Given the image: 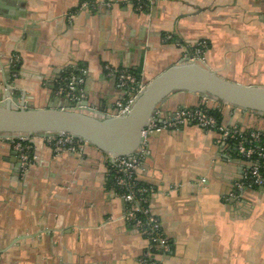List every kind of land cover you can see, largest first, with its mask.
I'll use <instances>...</instances> for the list:
<instances>
[{"label":"crops","instance_id":"obj_1","mask_svg":"<svg viewBox=\"0 0 264 264\" xmlns=\"http://www.w3.org/2000/svg\"><path fill=\"white\" fill-rule=\"evenodd\" d=\"M203 41L213 72L264 87V0H160L143 12L129 0H0V97L11 86L8 100L18 107L113 117L125 94L106 67L149 83ZM78 67L88 72L86 98L75 104L58 88ZM202 101L178 94L161 110ZM219 107L222 124L264 132L263 116ZM32 144L38 160L22 174L11 143L0 140V264H146L148 242L124 220L106 154L94 147L55 154L44 139ZM150 152L141 181L152 188L150 208L171 243L163 264H264V188L230 199L248 162L218 132L194 125L162 132Z\"/></svg>","mask_w":264,"mask_h":264},{"label":"built area","instance_id":"obj_2","mask_svg":"<svg viewBox=\"0 0 264 264\" xmlns=\"http://www.w3.org/2000/svg\"><path fill=\"white\" fill-rule=\"evenodd\" d=\"M134 9L143 12L146 7L153 6L160 0H129ZM93 4L86 2L84 9H90ZM172 36L166 37L171 41ZM208 49L207 42L203 41L189 48L190 61H204V53ZM20 58L14 55L10 60L12 77H16L14 68L18 67ZM108 75L113 78L124 94L125 98L116 103L114 116L124 117L128 115L134 105V100L145 89L146 83L134 73L125 70H117L106 67ZM87 70L76 68V71L68 74L60 81L58 93L75 104L81 103L86 98L85 84ZM219 103L202 101V106L195 108H177L170 114L158 111L147 127L142 131V143L138 155L124 157H108L109 173L112 183L122 199L127 211L125 222L137 229L148 242V248L143 255L146 264H163L172 251L171 243L165 236L158 218L153 215L150 208L151 187L143 184L141 174L150 157V140L162 132H179L184 127L194 125L205 131H216L223 141L228 142L235 152L246 162V168L242 180L236 185V193L230 195V199H239V195L247 188H264V132L246 131L236 126H226L210 115L209 108L220 109ZM35 138H21L10 141L20 164L21 173L25 174L38 160L32 144ZM55 154L62 152L83 154L89 145L85 141L75 139L69 135L45 138Z\"/></svg>","mask_w":264,"mask_h":264},{"label":"water","instance_id":"obj_3","mask_svg":"<svg viewBox=\"0 0 264 264\" xmlns=\"http://www.w3.org/2000/svg\"><path fill=\"white\" fill-rule=\"evenodd\" d=\"M12 91L8 86L0 97V140L10 143L13 139L69 135L114 158L138 155L142 131L162 106L178 94H194L210 103L264 117V87L228 81L204 61L186 58L146 83L130 113L124 117L100 118L92 111L75 108L28 110L16 106V100L14 103L8 100Z\"/></svg>","mask_w":264,"mask_h":264},{"label":"trees","instance_id":"obj_4","mask_svg":"<svg viewBox=\"0 0 264 264\" xmlns=\"http://www.w3.org/2000/svg\"><path fill=\"white\" fill-rule=\"evenodd\" d=\"M90 1H93V0H90ZM18 70H19V65H18V67H16V68L13 69V71H15V72H18ZM74 71H76V68H70V69L66 70V71L64 72L63 76H62V80H63L64 78H66V77L68 76L69 73L74 72ZM131 73H133V72H131ZM135 75L140 79V76H139V75H137V74H135ZM219 104H220V105L227 106V105H225V104H221V103H219ZM198 106L201 107V106H202V103H201V104L199 103ZM198 106H195V107H198ZM195 107H192V108H195ZM208 110L210 111V115L214 116V117L218 120L219 123H222L223 115H222V111H221V109H213V108H209ZM143 184H144V183H143Z\"/></svg>","mask_w":264,"mask_h":264}]
</instances>
